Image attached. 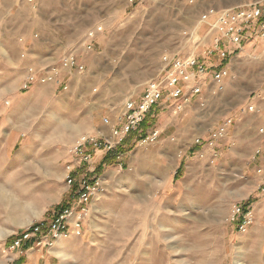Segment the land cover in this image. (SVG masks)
<instances>
[{"label": "rangeland", "instance_id": "rangeland-1", "mask_svg": "<svg viewBox=\"0 0 264 264\" xmlns=\"http://www.w3.org/2000/svg\"><path fill=\"white\" fill-rule=\"evenodd\" d=\"M95 1L89 15L108 25L95 27L103 30L100 38L88 50L84 72L67 79L66 91L22 89L29 58L20 40L32 15L27 4L0 1V264H264V40L255 38L230 56L222 89L207 84L204 106L193 100L177 116L166 108L159 124L164 132L152 143L140 141V130L128 134L109 165H102L105 152L96 153L92 175L99 188L80 236L23 254L10 249L25 228L73 200L75 185L65 182L66 167L76 162L69 151L83 136L111 139L126 101L159 76L164 55L218 60L209 54L202 12L264 4L127 0L118 17L126 0ZM86 18V25L71 28L77 48L95 29ZM250 106L256 112H248ZM160 113L148 114L146 134L156 127L151 116ZM227 119L233 120L229 137L210 147L211 131ZM248 204L252 223L242 232L234 212Z\"/></svg>", "mask_w": 264, "mask_h": 264}, {"label": "built area", "instance_id": "built-area-1", "mask_svg": "<svg viewBox=\"0 0 264 264\" xmlns=\"http://www.w3.org/2000/svg\"><path fill=\"white\" fill-rule=\"evenodd\" d=\"M22 1L29 6H35L37 0ZM201 23L207 27L211 37L212 52L216 53L219 63L216 71L209 73L203 59L199 56L164 55L161 58L162 68L157 79L148 82L137 99L126 101L121 118V127L112 126L111 139L104 135L83 136L76 141L75 146L69 151L75 163L66 167L65 182L69 188L75 185L76 191L73 200L61 211L45 220L31 224L25 228L10 243L11 250L20 254L33 250L37 246L51 247L54 241L81 235L82 218L86 215V207L99 188V180L93 176L94 156L98 152H112L119 146L125 137L139 129L140 124L147 118L152 109L166 99L178 100L175 111L181 113L184 106L191 101H201L207 91V84L214 83L222 89L224 83L230 78L228 60L231 55L240 53L243 46L251 39L264 40V4L243 5L232 9L218 10L208 8L201 14ZM101 27L87 33V38L93 41L96 34L101 33ZM92 44L88 45V49ZM77 71L82 73L85 67L77 62V57L71 53L64 56L54 66L42 69H29V76L23 85V90H28L34 85H51L56 90L66 91L65 72ZM248 112H256L254 106L247 108ZM103 123L108 125L107 119ZM233 120L227 119L218 124L209 137V146L214 147L219 142L229 137ZM264 133V130L260 131ZM158 137L157 132L147 135L145 142H154ZM259 154V151L257 152ZM79 169L80 172L76 171ZM261 173V171H259ZM264 185V182H263ZM234 217H239L241 224L239 230L244 232L252 223L249 208L244 213L242 208H237Z\"/></svg>", "mask_w": 264, "mask_h": 264}, {"label": "crops", "instance_id": "crops-1", "mask_svg": "<svg viewBox=\"0 0 264 264\" xmlns=\"http://www.w3.org/2000/svg\"><path fill=\"white\" fill-rule=\"evenodd\" d=\"M0 1L2 4L7 6L15 3L21 5L26 4L22 1L19 2L15 0ZM129 1L131 3L133 2V0ZM127 2V0L124 2V5L122 8L120 7V10L117 9L118 17H120L122 13L124 14L126 12ZM95 4V0H37L35 6H27V11L32 15V17L30 19L28 32H26L24 37L22 36L20 40L23 48L27 51V56L29 58L27 61V69H42L54 66L58 64L64 56L71 53L77 57V62L80 63V65L86 67V63L89 59L88 55L90 51L93 50L92 48H86V46L91 43L93 47V43L95 44L96 40L100 38V36H98L99 33L96 34L93 41H90L87 38V33L84 34L82 41L85 39V42H83V46L81 45V47H83L81 49V47H76L79 41L77 42V37H75L76 32H72L71 28H78L79 26L86 25L84 22L87 19L86 17H91L93 22L91 23V26L94 28L99 25H108V22H106L105 19L99 22H94V13L89 15V12H93ZM205 59H203V61L209 69L208 72H215V67L218 65L219 60L216 61L215 57L212 61L209 60V57ZM76 72L77 71L74 70L65 72L66 83L67 79L69 81L73 73ZM142 92L138 96L134 97V99L139 98ZM194 101L185 105L182 112L189 109L191 104H194ZM177 104L178 100L166 99L152 109H157L161 111V113L151 116L156 119V127L152 128L150 133H147V135L157 132L159 136L164 132L163 128L159 127L162 120L161 115L167 113V111H165L166 108H171L174 115H179L180 113L175 111ZM98 157L100 156L96 154L94 156V160L99 159Z\"/></svg>", "mask_w": 264, "mask_h": 264}, {"label": "trees", "instance_id": "trees-1", "mask_svg": "<svg viewBox=\"0 0 264 264\" xmlns=\"http://www.w3.org/2000/svg\"><path fill=\"white\" fill-rule=\"evenodd\" d=\"M147 118L140 124V126H139V129L138 130H140V131H142V134L143 135H141L140 137V141H143V140H145V138H146V136H147V134H146V129H147ZM124 141V140H123ZM198 151V149L196 148V147H192L190 150H189V152H190V154L191 155H194L196 152ZM123 151L121 150V144L119 145V146H117L116 147V153L117 154H121ZM111 155H112V152H108L106 155H105V157H104V160H103V162H102V165L103 164H106V165H109V159H112V157H111ZM109 160V161H108ZM102 165H100L99 167H98V169L96 170V174H101V166ZM183 167V165L181 164V167L179 168V170H178V172H177V174H176V176H175V178L174 179H176L177 177H180L179 176V172L181 171V168ZM75 191H76V188L74 187V193H75ZM251 204V203H250ZM250 204H248V206L246 207V208H244L243 209V212L245 213L246 211H247V209L250 207ZM69 204H67L66 206H63V207H60V208H58L57 209V211H61L62 209H64V208H66L67 206H68ZM12 242V241H11ZM10 242V243H11Z\"/></svg>", "mask_w": 264, "mask_h": 264}, {"label": "bare ground", "instance_id": "bare-ground-1", "mask_svg": "<svg viewBox=\"0 0 264 264\" xmlns=\"http://www.w3.org/2000/svg\"><path fill=\"white\" fill-rule=\"evenodd\" d=\"M242 51H243V49H242ZM251 216H253V213H251ZM72 236V235H71ZM60 240V239H59ZM55 242H57V241H55ZM54 245V244H53ZM53 245L51 246V248L53 247Z\"/></svg>", "mask_w": 264, "mask_h": 264}]
</instances>
